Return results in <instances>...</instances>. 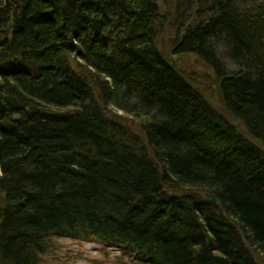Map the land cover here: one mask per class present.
Instances as JSON below:
<instances>
[{
    "label": "trees",
    "instance_id": "16d2710c",
    "mask_svg": "<svg viewBox=\"0 0 264 264\" xmlns=\"http://www.w3.org/2000/svg\"><path fill=\"white\" fill-rule=\"evenodd\" d=\"M161 5L0 0V264H45L64 238L114 264H260L264 146L158 45ZM175 6L197 20L172 54L212 67L264 145V0Z\"/></svg>",
    "mask_w": 264,
    "mask_h": 264
},
{
    "label": "rangeland",
    "instance_id": "374dc122",
    "mask_svg": "<svg viewBox=\"0 0 264 264\" xmlns=\"http://www.w3.org/2000/svg\"><path fill=\"white\" fill-rule=\"evenodd\" d=\"M162 2L161 13L164 19L161 20L158 34V45L168 54L173 55V61L180 66L188 75L193 84L202 92L212 104H214L220 112L228 116L234 122L237 119L230 114L224 105L223 98L219 88V82L216 78L214 70L207 65L197 54L187 53L176 55L172 54L173 39L177 34V30L182 31L188 25V18L179 17L180 12L175 6L176 0H158ZM195 15V14H194ZM116 114L125 122L132 123L133 128L139 131V127L123 110L119 109ZM236 127L241 129L243 133L248 135L253 141L264 146L261 141L249 135L245 126L240 122ZM184 190V189H183ZM203 193V192H201ZM205 192L203 195L205 196ZM59 248H55L53 252L45 255V264H114L116 252L106 250L105 246L88 240H72L70 238L61 239L58 242ZM252 247V252L256 260L260 264H264V254L257 248Z\"/></svg>",
    "mask_w": 264,
    "mask_h": 264
},
{
    "label": "water",
    "instance_id": "95a60500",
    "mask_svg": "<svg viewBox=\"0 0 264 264\" xmlns=\"http://www.w3.org/2000/svg\"><path fill=\"white\" fill-rule=\"evenodd\" d=\"M241 119L238 118L236 121H234L232 123L233 126H236L238 122H240ZM207 198L209 201L213 202L218 208L222 209V202L220 201V199L217 197L216 194H214L211 191H207L206 192Z\"/></svg>",
    "mask_w": 264,
    "mask_h": 264
},
{
    "label": "bare ground",
    "instance_id": "6f19581e",
    "mask_svg": "<svg viewBox=\"0 0 264 264\" xmlns=\"http://www.w3.org/2000/svg\"><path fill=\"white\" fill-rule=\"evenodd\" d=\"M194 17H195V18H194ZM194 17H193V18H190V19H188V21H187V22L189 23V22H191L192 20H197V18H196L197 16H194ZM177 31H178V30H177ZM189 53H190V52H189ZM184 54H187V53H184ZM216 55H218V56H219V55H220V53H219V52H216ZM211 68H212V67H211ZM212 69H213V68H212ZM213 70H214V69H213Z\"/></svg>",
    "mask_w": 264,
    "mask_h": 264
}]
</instances>
